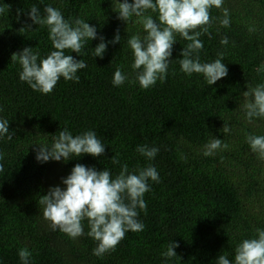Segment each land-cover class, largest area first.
<instances>
[{"label":"trees","instance_id":"obj_1","mask_svg":"<svg viewBox=\"0 0 264 264\" xmlns=\"http://www.w3.org/2000/svg\"><path fill=\"white\" fill-rule=\"evenodd\" d=\"M46 4L61 10L65 19L76 18L95 25L98 36L111 41L119 30L120 43H109L103 59L91 53L100 42L89 41L82 57L88 67L79 70V82L61 78L50 94L33 91L18 76L20 65L13 53L31 46L41 57L52 49L47 27L35 25L26 13L33 5L41 12ZM117 0H0V118L9 120L11 140H0V259L20 264L18 250L27 247L33 264H216L220 254L234 260L237 244L264 228V159L246 143L248 134L264 135V118L249 122L243 92L264 83V0H224L210 9L209 33L200 37L201 62L224 54L228 75L205 85L202 75L180 71V52L188 41L177 36L170 58L169 75L147 90L134 82L132 54L127 39L141 35L137 17L126 24L113 10ZM224 9L230 27L224 28ZM18 10H22L18 14ZM146 15L158 19L149 10ZM30 25V28H29ZM227 36L228 45H221ZM67 51V50H66ZM70 54V53H69ZM121 68L129 76L124 85L112 84ZM228 131H225V127ZM63 128L74 135L94 130L105 143L101 157L84 155L65 161L36 160L37 144L51 145ZM222 139L227 149L202 155L212 138ZM33 144V145H32ZM148 144L160 149L152 161L135 151ZM116 156L130 171L153 164L160 182L152 184L140 211L141 232H128L114 251L97 257L96 241L85 235L73 240L53 231L43 217L42 196L60 185L73 166L82 163L116 175ZM175 241L176 256L162 255Z\"/></svg>","mask_w":264,"mask_h":264},{"label":"clouds","instance_id":"obj_2","mask_svg":"<svg viewBox=\"0 0 264 264\" xmlns=\"http://www.w3.org/2000/svg\"><path fill=\"white\" fill-rule=\"evenodd\" d=\"M223 3L224 0H117L113 9L117 19L128 24L133 17H137L145 33L127 39L133 57L131 69L134 82L147 90L158 81H166L177 36L188 41L178 61L182 73L188 77L202 75L205 85L209 86L226 77L229 70L223 63V53H219L218 58L211 62H201L200 59V52L204 48L200 37L210 35V9L221 8ZM149 10L158 13V19L146 15ZM26 15L33 24L47 27L53 50L41 57L39 51H33L31 46L24 47L12 54L11 61L20 65V81L41 94H50L61 78L79 82L78 71L88 65L84 59H76L71 55L72 52L82 57L88 42L99 39L91 55L103 59L109 43L121 42L119 30L111 41H107L104 36H98L95 25L80 18L65 19L61 10L50 4L44 5L43 12L33 5ZM219 23L224 28L230 27L227 9H224L223 19ZM220 43L228 45V37H222ZM126 81H129V76L117 68L111 81L113 86H122ZM243 96L247 101L244 104L246 119L251 122L264 118V83L247 88ZM2 111L3 107L0 106ZM225 131H228L226 127ZM13 136L14 133L9 130V120L0 118V140L5 137L11 140ZM246 143L253 153L264 159V135L248 134ZM37 145L35 158L40 163L50 160L67 162L84 155L101 157L105 153V143L94 130L74 135L69 129L63 128L58 136H53L51 145ZM227 148L228 145L222 139L214 137L204 145L202 155L210 157L218 150ZM135 151L147 161H152L160 149L140 144ZM4 159L5 153L0 151V161ZM111 161L113 165L120 166L116 175L108 168L98 170L95 166L75 164L70 173L61 178L64 187L51 186L39 201L43 205V217L50 222L51 229L59 230L73 240L85 235L83 221L87 220V236L96 241L92 254L97 257L114 251L129 231H143L145 225L138 217L140 211L147 210L144 196L151 191L150 182H160V175L151 163L130 171L129 165L122 163L118 157L112 156ZM3 171L4 166L0 163V173ZM176 247L178 243L175 241L169 244L168 250L162 254L165 260L177 255ZM18 257L20 264H33L32 253L27 247L18 250ZM215 260L216 264H264V228H256L253 237L242 239L237 244L234 260H230L226 254L218 255ZM0 264H4L2 259Z\"/></svg>","mask_w":264,"mask_h":264}]
</instances>
